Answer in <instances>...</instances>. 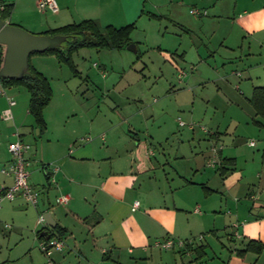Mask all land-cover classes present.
<instances>
[{"label": "crops", "instance_id": "crops-1", "mask_svg": "<svg viewBox=\"0 0 264 264\" xmlns=\"http://www.w3.org/2000/svg\"><path fill=\"white\" fill-rule=\"evenodd\" d=\"M191 1L195 7L189 12L201 20V45H195L190 30L184 34L161 26L157 27L161 41L155 45L164 55L173 50L182 63L192 66L195 61L203 68L197 78L185 71L181 75L185 69L169 57L184 90L199 85L206 89V103L198 101L187 113L194 128L181 117L178 123L193 136L195 126H200L208 149L200 156L194 150L190 158L181 155L188 164L180 169L171 165L162 131H138L132 123L127 129L122 121L126 117L102 118L99 128H91L94 137L73 138L65 126L50 123L46 109V127L41 131L29 112L30 93L20 100L19 88L8 87L7 97L4 88L1 117L9 99L16 101L13 118L2 117L16 127L11 137L32 146L24 138L27 115L40 137L44 134L27 154L30 183L41 194L38 205L19 195L3 200L10 202L0 211V231L9 229V247L17 235L13 229L22 230L21 242L33 264L40 237L45 238L40 233L47 230L55 235L56 226L63 228L62 235L55 236L65 246L47 255L45 264H204L207 258L212 263L218 258V264H264V126L255 122L264 119L250 101L254 88L264 86V0H56L57 12L41 10L38 0H4L13 4L6 22L36 33L85 19L115 27L135 23L134 30L151 21L179 23L185 19L182 8ZM192 9L201 14H193ZM184 42L194 51L189 59ZM209 45L213 54L208 53ZM3 51L0 44V56ZM165 103L162 106L167 108ZM119 127L121 134L116 133ZM213 146L219 147L215 166L210 165ZM6 151L8 157L0 163V189L13 183V177L2 172L12 159L9 148ZM65 193L71 195L70 202L54 205ZM23 203L26 209L20 208ZM42 212L51 213L55 226L38 224ZM167 238H195L192 254L156 244ZM213 246L218 253L210 257ZM4 253L0 245V264L11 260L12 253L9 259Z\"/></svg>", "mask_w": 264, "mask_h": 264}, {"label": "rangeland", "instance_id": "rangeland-1", "mask_svg": "<svg viewBox=\"0 0 264 264\" xmlns=\"http://www.w3.org/2000/svg\"><path fill=\"white\" fill-rule=\"evenodd\" d=\"M193 7L195 6L191 1L185 8H182L185 19L180 20L179 23L172 21H163L160 24L151 21L146 25L140 23L131 35L132 43L136 44L137 51L128 49V46L122 49H98L82 46L74 50L72 61L78 69L77 74L71 70L67 63L60 61L56 54H32L31 65L48 77L52 87V100L45 107L46 110L44 109L50 123L56 128L65 126L66 130H71L73 138L81 137L82 139L94 137L91 128H99L102 118L103 120L121 121L122 117H126V120L122 121L127 129L129 123H132L133 128L138 131H162L161 141L167 149H170L168 151L171 154L169 160H172L171 165L176 169L188 164L181 155L190 158L192 150H194V155L200 156L203 151L208 149V144L205 145V142H208L206 136L200 132V126H195L196 134L193 136L187 126H179L178 118L181 117L191 123L188 119V110L200 100L206 103V89L199 85L195 88L194 86L193 88L186 87L184 90L179 85L178 70L169 57L172 56L185 69L183 71L187 72L188 76L199 77L203 68H199L197 64L194 65L195 61L192 66L182 63L173 50L167 52L168 55H164L155 46L161 41L160 34L157 32L158 26H161L163 30L169 29L171 32H176L178 28L184 34H188L185 30H190V36L196 43L195 45H201L202 40L199 33L201 20L197 21L194 15L189 12ZM211 46L209 45V54H213L215 51ZM183 47L188 50L187 59L194 56V51L190 52L191 47L186 46L185 42ZM214 63L216 66L220 64L219 61ZM209 78L213 79L212 76ZM213 84L211 82L212 88H214ZM13 86L22 91L21 95L17 96L20 100L22 97L24 98L25 94L29 96L26 87ZM8 87H6L7 94L5 95V87L0 84V108L6 101V97L11 94ZM181 89L184 91H180ZM3 94L6 97L2 96ZM107 100H110L116 107H112ZM162 102H166L167 108L162 106ZM181 103L184 105H179ZM154 113L155 116L152 118L151 115ZM33 122L32 117L27 115L25 130H22L25 131V141L29 142L31 147L36 148L37 144L35 143L40 144L44 134L40 137L38 127H35ZM121 127L123 128V126ZM121 127L116 129L117 134H121ZM15 130L16 127L10 121H5L0 114V163L5 159V156L8 157L6 150L9 148L10 142L17 140V138L15 140V137H11ZM29 171H31L30 167ZM9 202L3 201V208ZM53 202L56 205V201ZM20 208L26 209L27 205L23 203ZM17 224L19 223L14 225ZM37 227L38 230L41 228L38 225ZM14 231L17 232V235L13 240L11 239L10 247L7 240L9 229L0 231V245L3 252H6V254L4 253L5 259H9L7 257L12 253L11 260L6 264H33L27 254V247L23 246L24 241L21 242L22 230L15 227ZM216 253H218V247L213 246L209 251V256L214 257ZM36 254V264L47 263V255L39 248ZM210 259L207 258L204 264H218V258L214 259L213 263L211 262L213 259Z\"/></svg>", "mask_w": 264, "mask_h": 264}, {"label": "trees", "instance_id": "trees-1", "mask_svg": "<svg viewBox=\"0 0 264 264\" xmlns=\"http://www.w3.org/2000/svg\"><path fill=\"white\" fill-rule=\"evenodd\" d=\"M12 10L13 4H7L4 0H0V14L3 19L8 18L11 15ZM134 28L135 23L115 27L113 25L103 26L95 19H85L79 23L67 24L44 32L43 34L49 35L64 34L67 35L69 39L64 42L61 47L49 48L44 52H33L32 54H56L60 61L67 63L71 70L77 74L78 69L72 61V53L74 50L82 46L98 49L125 48L132 42L131 34L134 31ZM4 53L5 47L0 56V67L3 63ZM0 84L3 87L21 85L27 88L30 93L29 112L32 114L37 126L42 131L46 127L44 109L49 105L53 97V91L48 77L43 72L35 69L30 63L29 73L22 79H1ZM250 101L256 108L258 115L264 119V86L254 88ZM255 122L260 126H264L263 122L256 120ZM55 230V235H62L63 228L56 226ZM40 239H43V237H40ZM252 245H254L253 242H250L249 246L251 247ZM107 259L108 258L106 257L104 258V260Z\"/></svg>", "mask_w": 264, "mask_h": 264}, {"label": "built area", "instance_id": "built-area-1", "mask_svg": "<svg viewBox=\"0 0 264 264\" xmlns=\"http://www.w3.org/2000/svg\"><path fill=\"white\" fill-rule=\"evenodd\" d=\"M38 7L41 10H51L53 12L58 11V4L56 0H38ZM193 14L199 15L201 11L198 9H192ZM185 74L184 71L181 75ZM16 104V101L12 98L9 99V106L3 111L2 117L4 119L13 118L12 107ZM180 124L184 125L185 122L180 120ZM191 128H194V124H190ZM206 131L207 128L203 127ZM83 139V138H82ZM254 144V142H251ZM31 146L24 142L20 137L16 141L9 144V151L12 155L7 167L2 168V172L9 174L13 177V183L10 186H4L0 189V211L2 208V202L5 199L14 200L17 196L22 195L28 202L34 206L38 205L40 198V191L36 190L30 183V171L29 166L31 161L27 154L30 151ZM218 146H213L212 151L214 153L213 157L210 159V165L215 166L218 163L216 152L218 151ZM71 200V195L68 193L61 194L56 198L57 204H67ZM138 206V202L135 203L134 208ZM38 224L46 226V215L44 212L39 214ZM9 226V225H8ZM200 239L203 235L199 236ZM195 238L189 239H173L167 238L162 241L156 242V244L164 249H179L187 255L192 254V246L195 244ZM40 249L48 256L52 254L54 250H62L65 246L64 241L55 235H50L49 238L41 239Z\"/></svg>", "mask_w": 264, "mask_h": 264}, {"label": "water", "instance_id": "water-1", "mask_svg": "<svg viewBox=\"0 0 264 264\" xmlns=\"http://www.w3.org/2000/svg\"><path fill=\"white\" fill-rule=\"evenodd\" d=\"M69 39L64 34H36L28 31L22 26L10 24L0 14V44L5 47L3 63L0 67L1 79H22L29 73L30 56L33 52H44L49 48H58ZM128 49L137 51L134 43L128 45ZM51 213L46 215V225L55 226ZM41 236L49 238L51 233L44 230Z\"/></svg>", "mask_w": 264, "mask_h": 264}]
</instances>
